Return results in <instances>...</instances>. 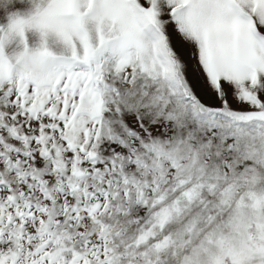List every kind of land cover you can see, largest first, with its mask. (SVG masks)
Segmentation results:
<instances>
[{"label":"snow or ice","instance_id":"obj_1","mask_svg":"<svg viewBox=\"0 0 264 264\" xmlns=\"http://www.w3.org/2000/svg\"><path fill=\"white\" fill-rule=\"evenodd\" d=\"M0 264H264V0H0Z\"/></svg>","mask_w":264,"mask_h":264}]
</instances>
